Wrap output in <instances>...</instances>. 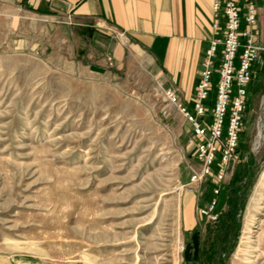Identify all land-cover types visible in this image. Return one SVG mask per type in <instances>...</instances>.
Masks as SVG:
<instances>
[{
  "label": "rangeland",
  "instance_id": "374dc122",
  "mask_svg": "<svg viewBox=\"0 0 264 264\" xmlns=\"http://www.w3.org/2000/svg\"><path fill=\"white\" fill-rule=\"evenodd\" d=\"M20 15L22 27L42 34L31 35L36 47L0 46V256L29 264H199L185 262L186 241L200 229L209 242L215 223L201 211L216 201L219 216L245 168V206L215 259L264 264V191L253 200L264 174V137L259 147L257 137L264 55L238 161L223 184L219 162L192 183L200 170L192 127L150 56L126 49L118 65L116 36L81 27L69 39L67 24Z\"/></svg>",
  "mask_w": 264,
  "mask_h": 264
},
{
  "label": "crops",
  "instance_id": "0c3cea01",
  "mask_svg": "<svg viewBox=\"0 0 264 264\" xmlns=\"http://www.w3.org/2000/svg\"><path fill=\"white\" fill-rule=\"evenodd\" d=\"M232 1L242 8L243 28H246L245 5L249 2L256 5L258 20L253 33L258 32L257 41L264 47V0ZM20 14L34 22L67 24L69 39L81 27L116 36L119 41L113 46L112 58L117 64L125 57L126 49L150 56L162 85L167 90L174 89L178 100L191 112L207 51L214 39H223L226 26L223 13L214 11L213 0H0V46L11 45L15 49L38 46L37 38L31 35L37 37L42 32L37 27H22ZM216 24L218 29L214 28ZM222 51L220 47L217 67ZM101 62L102 66L107 65L106 60L97 64ZM255 68L256 64L248 97L258 74ZM217 80L216 73L214 83ZM214 100L215 91L208 103L210 108ZM0 264L29 263L0 256Z\"/></svg>",
  "mask_w": 264,
  "mask_h": 264
},
{
  "label": "built area",
  "instance_id": "2783aa9c",
  "mask_svg": "<svg viewBox=\"0 0 264 264\" xmlns=\"http://www.w3.org/2000/svg\"><path fill=\"white\" fill-rule=\"evenodd\" d=\"M216 13L222 12L226 20L223 39H214L203 62L201 80L198 84L193 104L189 111L177 98L176 92L168 91V98L177 105L192 127L189 141L195 149L200 164L199 171H192L191 182H202L214 174V167L219 162L216 176L218 184L226 181L232 171L231 165L238 161V148L243 121L248 103V87L253 81V66L264 54V47L257 41L256 29L258 11L254 3L245 5L246 28H243L242 8L234 1L213 0ZM215 29L219 25H214ZM220 47H223L219 67L216 60ZM241 52V54H240ZM112 66L113 59L108 58ZM218 80L214 83V75ZM215 87L213 107L208 103ZM221 187L215 189L218 195ZM216 201L201 211V214L215 223L218 216L214 213Z\"/></svg>",
  "mask_w": 264,
  "mask_h": 264
},
{
  "label": "trees",
  "instance_id": "16d2710c",
  "mask_svg": "<svg viewBox=\"0 0 264 264\" xmlns=\"http://www.w3.org/2000/svg\"><path fill=\"white\" fill-rule=\"evenodd\" d=\"M213 103L214 101L211 102V105H213ZM245 175V168L240 169L239 172L235 174L227 193L226 207L220 211L218 220L215 222L214 226L212 228L209 227V242L203 239L200 229H195L192 232L190 239H188L185 244L184 260L186 263H224V259H221L222 262H217L215 256L220 250L225 249L229 236L237 230L238 212L241 209L243 210L247 199V192L251 187V185L246 187L242 184ZM219 202L220 201L217 203L218 207ZM211 234H214V237ZM206 244H208V246Z\"/></svg>",
  "mask_w": 264,
  "mask_h": 264
},
{
  "label": "bare ground",
  "instance_id": "6f19581e",
  "mask_svg": "<svg viewBox=\"0 0 264 264\" xmlns=\"http://www.w3.org/2000/svg\"><path fill=\"white\" fill-rule=\"evenodd\" d=\"M258 147L261 146L262 144V140L264 137V105L262 107L261 110V115L259 116V121H258ZM259 149V148H258ZM264 191V174L262 175L261 181L258 184L257 188H256V195H255V201L257 202V199L259 197L260 192ZM256 204V203H255Z\"/></svg>",
  "mask_w": 264,
  "mask_h": 264
}]
</instances>
